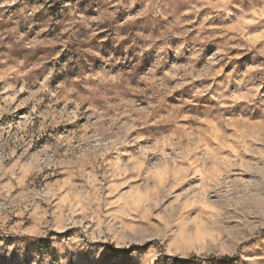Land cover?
<instances>
[{
	"label": "clouds",
	"instance_id": "obj_1",
	"mask_svg": "<svg viewBox=\"0 0 264 264\" xmlns=\"http://www.w3.org/2000/svg\"><path fill=\"white\" fill-rule=\"evenodd\" d=\"M0 264H264V0H0Z\"/></svg>",
	"mask_w": 264,
	"mask_h": 264
}]
</instances>
